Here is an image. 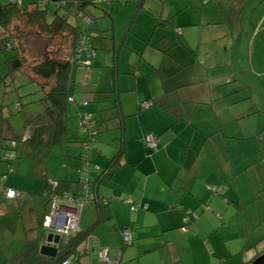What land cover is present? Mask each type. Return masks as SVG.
<instances>
[{
	"label": "crops",
	"instance_id": "0c3cea01",
	"mask_svg": "<svg viewBox=\"0 0 264 264\" xmlns=\"http://www.w3.org/2000/svg\"><path fill=\"white\" fill-rule=\"evenodd\" d=\"M138 17L140 26L120 37L95 22L94 42L105 54H96L90 72L75 74L77 104L48 113L62 117L58 124L45 123L44 114L28 122L29 143L36 129H51L42 163L26 141L18 154L28 165L19 155L7 159L21 136L5 137L14 125L0 90V178L7 176L0 241L10 234L0 264H32L23 255L27 242L45 244L49 181L59 182L60 193L85 196L80 136L66 143L78 144V153L50 162L59 136L69 140L68 106L75 117L91 115L102 132L90 154L95 195L79 222L82 233L93 230L77 247L76 264H245L264 252V0H142L128 28ZM144 102L153 106L140 110ZM149 137L157 148L146 146ZM6 189L21 197L7 199Z\"/></svg>",
	"mask_w": 264,
	"mask_h": 264
},
{
	"label": "trees",
	"instance_id": "16d2710c",
	"mask_svg": "<svg viewBox=\"0 0 264 264\" xmlns=\"http://www.w3.org/2000/svg\"><path fill=\"white\" fill-rule=\"evenodd\" d=\"M48 1L57 3L59 9H62L63 6L65 5V0H48ZM131 1H135V0H131ZM138 1H142V0H138ZM105 3H110L114 5L115 3H120V0H115L113 2L110 1ZM101 4L103 3L95 2V0H74L75 18L78 22H83V24H85L84 29H81L79 24L70 23L69 16H60L58 12L55 13L54 19L51 22H48L47 21L48 8L41 7L38 2L28 3L24 5L23 0H9L8 4L0 5V38L2 42V44H0V49L3 51L12 50L15 52L13 57L9 58L5 63L10 73L9 76L13 77L16 73L19 72H25L26 74H28L31 77L32 81L37 82L40 85L41 89L46 92L44 100L47 104H49L48 111L50 112H52V110L55 108L65 107L68 103H70L69 99H70V92L72 90L71 89L72 84L75 83V75H74L75 71L83 70L86 72H90L91 70L92 57L96 56V53L99 49L95 45L94 42L95 37L91 32L92 27L94 25V20L90 18V15L88 13L89 10L88 7L91 5L97 7L98 5ZM16 21L25 22L27 26L38 29L39 30L38 32L42 35H47L51 37H60V36H65L67 33L68 36L65 37H70L72 42L71 51L68 53L67 57L65 58L60 57L59 55L53 57H47L44 60H35L32 62V64L29 65L28 62L29 60L27 59L26 56L23 55V53L25 52V47L22 41L23 37L18 36L16 33H14L11 30L13 24ZM16 40H18V42H20L21 45L17 46ZM84 52H86L87 59L83 58ZM86 61H90L89 67H83L84 65L82 64L83 62ZM144 103L139 105L140 110L150 109L153 106V103L151 102L152 106L150 108H144L143 107ZM97 126L98 125L94 123V127ZM35 135L37 136V138L35 137L31 141L32 143L31 142L29 143L30 140L29 141L25 140V137L17 140L16 139L12 140L14 141V143H16L17 146L6 150L7 153L6 155L9 156L10 153H12L13 156L15 157L14 159H16L19 151L18 146L20 144H23V141L24 142L26 141L25 142L26 144L28 143L32 145L33 154L31 155L37 159L38 164L42 163L43 162L42 156H47L50 153L52 132L50 127H43L36 129ZM12 141L11 143H13ZM77 143L80 144V148L82 149L79 155V159L82 162L81 169L85 162L84 158H86L90 167L91 145L81 138L78 139ZM41 149H42V156L39 157L38 155L41 152ZM150 149H154V148H150ZM118 166H119L118 160L115 159L110 166L111 171L116 169ZM88 175H89V186L94 191L93 188L95 185H97L96 183L97 181H95V184L92 182L89 168H88ZM51 190H52L51 184L49 181L47 183V191L44 194L45 198H48V194ZM133 207L134 206H132L131 209ZM132 211H136V210H132ZM41 227L43 228V220L41 222ZM92 230L93 229L85 233L79 231L75 235H72L68 239V242L66 244L64 243L61 244L59 246L58 257L56 259H50L51 264H62L71 256L75 257L74 264H76L77 262L76 249L79 245H81L84 241H86ZM125 233H129V232H124L123 237ZM39 243H40L39 241L27 242L25 246V252L23 255L27 259H30L32 262H35L36 259L39 258L40 255ZM262 254H264V252L258 254L251 261L245 264H253V262L257 258H259Z\"/></svg>",
	"mask_w": 264,
	"mask_h": 264
},
{
	"label": "rangeland",
	"instance_id": "374dc122",
	"mask_svg": "<svg viewBox=\"0 0 264 264\" xmlns=\"http://www.w3.org/2000/svg\"><path fill=\"white\" fill-rule=\"evenodd\" d=\"M24 5L28 3H36L38 2L39 5L43 8H48V17L47 21L51 22L54 17L55 13L58 12L60 16H69V22L72 24H79L81 29L85 28V24L83 22H78L75 18V10H74V0H65V5L62 9H59L57 3L50 2L48 0H23ZM127 0H120V3H115L114 5L110 3H103L101 5L96 6H89L88 7V13L90 15V18L94 20V24L99 25V27L103 30H110V32L115 33L117 37L125 35L129 29L131 28H137L140 26L139 17L134 20V24H131L128 28V22L130 21V18L132 16V12H134L136 4L140 3V1L135 0L131 1L129 0V3H126ZM9 0H0V5L2 4H8ZM14 33H16L18 36L23 37V45L25 47V52L23 53L24 56L27 57L29 60V65L32 64L35 60H44L47 57H53V56H60V57H67L68 53L71 51V39L68 36L67 33L65 36L60 37H51L47 35H42L38 31V29L31 28L30 26H27L25 22L23 21H16L11 29ZM130 40L132 39V35H130ZM0 44L1 38H0ZM16 45H21L18 40H16ZM98 54L104 55L105 51L99 49L97 51ZM96 53V54H97ZM15 54L14 51L8 50L3 51L0 49V90L3 92L5 91L6 94L4 95V109L5 113L8 116V121L13 123V131L9 130L5 132V137L10 138L12 137H20L23 138L25 136L24 133L28 134V130L31 131V128L33 127H27L29 121H33L36 119L39 115L44 114V122L47 124H58L59 121L62 119L61 116H55L48 111L49 104H47L44 100L45 98V92L41 89L40 85L37 82H33L28 74L25 72H19L16 73L13 77L9 76L10 73L6 66V61L13 57ZM126 53H123V56H125ZM83 58L87 59L86 52L83 53ZM112 61L113 57H110ZM95 62V57H92V63ZM78 72L75 71L74 75ZM78 74V73H77ZM80 77L86 75L82 73V71L79 73ZM87 76V75H86ZM78 77V86L80 93L82 94V89L84 85V80L82 78ZM76 80L75 83L72 84V92L75 90ZM17 105H20V108L17 109ZM87 105L89 106V103L87 102ZM80 107L85 108L82 105H79ZM87 106V107H88ZM70 112H74V116L69 119V140H65L61 142V138L59 136V140L55 141L52 146V154L50 157V162L52 160V163L54 164V160H56V157H59V155L63 154V151L69 150V151H75L79 152L78 144H69V147L66 148V143H72L71 137L77 138L81 137L86 142H88L91 146V152L94 145L97 144L98 139L100 138V135H102V132L100 133V130L97 127L92 128H86L84 131L79 128L80 122H81V115L82 114H88L81 112L79 116L75 117L76 114V108L72 106H68ZM57 114L60 112V108H55ZM78 115V114H77ZM89 115V114H88ZM79 120V122H78ZM92 117L90 115V122L93 123ZM94 124V123H93ZM23 136V137H22ZM82 149L80 148V153ZM85 151V148H84ZM90 152V153H91ZM19 155V154H18ZM17 162H24V165H28L27 162H29L25 157H22V155H19V158L17 159ZM81 162V160H80ZM18 170V169H17ZM80 175L82 174L81 168L79 169ZM82 178V177H81ZM8 231V230H7ZM6 231V232H7ZM10 234L7 233L5 238L0 241V244L4 243L7 244V242L10 240ZM15 236V235H14ZM16 237V236H15ZM13 238V236H12ZM15 242V240H14ZM85 259V258H84ZM83 259V260H84ZM23 264V263H21ZM27 264V263H25ZM32 264H44L42 261L40 262H32Z\"/></svg>",
	"mask_w": 264,
	"mask_h": 264
},
{
	"label": "built area",
	"instance_id": "2783aa9c",
	"mask_svg": "<svg viewBox=\"0 0 264 264\" xmlns=\"http://www.w3.org/2000/svg\"><path fill=\"white\" fill-rule=\"evenodd\" d=\"M115 0H95V2L105 3ZM84 50V48H83ZM83 67H89L90 61L83 62ZM69 102L72 104H76L75 98H70ZM87 105L86 103L84 104ZM152 106L151 102L144 103V108H150ZM94 124L90 122L89 115H81V122L79 128L81 130H85L86 128H92ZM27 140V139H25ZM146 144L149 148H156L158 145V141L152 137L146 139ZM16 144L14 143V146ZM14 158L13 154L10 153L8 156V160H12ZM85 159L82 171V179L81 183L85 190L84 197H73L68 194L60 193L58 190L59 182L57 181H50L51 184V191L48 194V199L50 201V212L44 217L43 219V228L48 233H53L55 235H59L61 237V242L66 243L68 239L75 235L80 231L79 222L81 218L82 211L85 205L90 202L95 192L89 186V175H88V168L89 163ZM13 169L10 170V173H13ZM7 176H3L0 178V190L4 187V182L6 181ZM5 196L9 200L17 199L21 196V193L12 189L5 190ZM132 210H137V207H133ZM186 223H189V219H187ZM189 227H186L188 230ZM124 240L129 244L131 241V235L129 233L124 234ZM75 257L71 256L62 264H74ZM103 260H106L104 258Z\"/></svg>",
	"mask_w": 264,
	"mask_h": 264
},
{
	"label": "water",
	"instance_id": "95a60500",
	"mask_svg": "<svg viewBox=\"0 0 264 264\" xmlns=\"http://www.w3.org/2000/svg\"><path fill=\"white\" fill-rule=\"evenodd\" d=\"M61 243V237L53 233L46 235L45 244L40 247V255L47 258H56L58 254V246ZM253 264H264V254L257 258Z\"/></svg>",
	"mask_w": 264,
	"mask_h": 264
}]
</instances>
